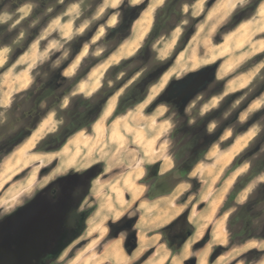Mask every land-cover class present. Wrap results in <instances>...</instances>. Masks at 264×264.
<instances>
[{
	"label": "rangeland",
	"instance_id": "374dc122",
	"mask_svg": "<svg viewBox=\"0 0 264 264\" xmlns=\"http://www.w3.org/2000/svg\"><path fill=\"white\" fill-rule=\"evenodd\" d=\"M131 1L0 0V223L7 213L15 212L13 207L37 192V264H160L166 252L168 259L163 264H264V237L241 241L242 236L232 235L239 223L232 231L227 228L238 205L264 184V169L236 195L234 206L221 212L226 227L223 234L228 236L225 245H208L196 258L198 262L191 257L182 259L189 256L191 248L204 245L203 241L191 243L194 228L190 220L195 221V217L190 207H198L202 198H223L222 208L239 177L253 165L264 164V0L245 11L239 10L251 0H180L182 15L173 19V28L159 33L141 52L156 11L166 0ZM134 5L143 10L131 21L138 12L130 9ZM236 13L237 19H233ZM244 15L247 17L238 21ZM114 27L120 35L108 42L105 39ZM191 27L193 33L189 35ZM128 58L133 60L114 74L110 67ZM159 60L169 62V67L148 89L144 104L135 107L151 113L160 104L158 114L166 122L149 127L145 137L162 132L158 148L166 153L169 170L175 165L171 152L186 142L191 126L196 133L202 128L208 132L209 147L189 177L170 192V199L151 203L161 212L165 208L180 210L169 225L154 230L162 251L147 249L130 259L126 252L132 254L137 245L134 219L118 220L112 203L115 197L120 202L113 184L124 182L123 163L141 154V150L132 149L134 144L142 146L136 133L133 137L125 134L122 140L107 139L104 135L109 129L105 127L112 116L104 121L105 131L99 136H88L93 133L91 124L77 132L85 139L60 153L59 149L77 133L57 150L35 149L42 138L58 128L55 111H47L22 141L20 129L25 124V111L34 103L28 91L37 86L38 79L46 80L53 74L59 82L63 76L82 74L62 99L64 107L73 96L91 97L104 83L112 86L123 79V86L103 107L113 102L115 109L125 89L158 66ZM42 123L47 130L39 133ZM148 165H144L145 173L139 180L147 191ZM53 188L59 200L74 195L69 199L71 208H52L56 203L50 199ZM263 206L264 201L255 211H264ZM204 215L207 223L214 220L210 212ZM109 218L114 221H107ZM252 224V233L263 235L264 212ZM121 230L120 238L124 231L127 238L123 249L120 239L111 240ZM185 242L186 251L180 255ZM47 254L57 257L44 263Z\"/></svg>",
	"mask_w": 264,
	"mask_h": 264
},
{
	"label": "trees",
	"instance_id": "16d2710c",
	"mask_svg": "<svg viewBox=\"0 0 264 264\" xmlns=\"http://www.w3.org/2000/svg\"><path fill=\"white\" fill-rule=\"evenodd\" d=\"M261 1L262 0H251L239 11H245L249 8L255 9ZM179 2L180 0H166L164 4L157 9L153 28L140 52L143 51L145 47L150 46L152 40L156 38L159 33H165L173 28V19H178V17L182 15V10L181 8L179 9L178 6ZM184 3L186 2H181V4ZM129 7L132 10H138L131 19V21H134L138 17L140 11L143 10V7L140 5ZM236 15L237 13L233 15V19H237ZM246 17L247 15H244L242 18H239L238 21H241ZM115 28L118 27L111 29L110 35L105 39L106 41L109 42L115 38V35H120ZM111 33H114L113 37L111 36ZM128 33L129 30L124 36L117 40L115 46L109 50V52L113 51ZM192 33L193 28L191 27L189 35ZM177 50H180V48ZM131 60H133V58L123 59L119 64L113 65L110 68L114 71L113 73L116 74L122 71L123 67ZM168 67L169 62L165 63V61L159 60L158 66H153L148 72L132 82V84H130L119 96L116 107L113 111V118L126 113L137 104L143 102L147 96L148 89ZM81 78L82 74H77L73 78L63 76L60 78V81L57 82L55 75L52 74L46 80H37V86L28 91L29 96L34 97V103L24 113L25 124L22 125L20 129V131L23 132L20 141L24 140L31 134V131L42 120L47 111L53 110L56 112L57 119L59 120V126L54 132H50L42 138L37 143L35 149L37 151L46 152L57 150L69 139V137L73 136L80 130L89 128L101 115L106 101L123 86V79L118 80L116 84H113L112 86H107L106 82L93 96H73L70 103L64 107L62 105V99L71 92L73 86L77 84ZM194 129L195 126L188 128L191 132H189L190 136L187 138L186 142L182 143L176 148V150L171 152L175 163L172 169L160 174L158 173L157 163L147 166L148 178L146 181H148L149 184L147 191V197L149 199L170 193L176 185L189 177V173L194 165L202 159L204 153L209 147L207 146V143L209 142V134L204 128L200 129L202 131H198L197 133L193 131ZM176 133L177 132H175V134ZM186 135L187 133L183 134L178 140L183 139ZM211 140H213V138H211ZM263 169V163L262 165L255 164L247 173L241 175L232 190L229 192L220 211L224 212L234 206L233 204L235 203L234 200L236 195L252 178L263 171ZM263 201L264 184H261L251 198H249L244 204L238 205L236 211L230 216L227 224L229 231H232L231 229L235 223L240 224V227L237 230L232 231V235L242 236L243 239L241 241H244L249 237H264V234L256 236L252 233L255 231V229L253 230L252 228L253 219L259 217L261 212H264L261 210L259 213V211H255V208ZM262 208H264V206ZM262 232L264 233V226Z\"/></svg>",
	"mask_w": 264,
	"mask_h": 264
},
{
	"label": "crops",
	"instance_id": "0c3cea01",
	"mask_svg": "<svg viewBox=\"0 0 264 264\" xmlns=\"http://www.w3.org/2000/svg\"><path fill=\"white\" fill-rule=\"evenodd\" d=\"M123 45L124 48L122 49L126 52L127 44L124 43ZM127 52H129V50H127ZM221 68L222 66L220 65L217 69V72H219ZM142 104H144V102L139 105ZM107 106L109 108H107ZM107 106L104 108L101 117L93 123L92 125L93 133L92 135H88L89 137L96 138L97 136H99L100 133H103L104 130L103 123L107 118L112 117V113L115 105L114 103L110 102L107 104ZM161 106L162 105L160 104L157 105V107L154 108L153 112L151 113L150 112L145 113L143 108L137 106L133 110H129L125 114H121L112 118L109 122L110 125L105 127V130L109 129L108 132L105 133L104 135L107 139L112 140L117 138L118 140H122L121 138L122 136H126L128 134L130 137H133V133H136L137 140L140 141L142 144L141 147H139L136 144H134V146L132 147V149L139 151L141 150L140 152L141 154L132 155L133 156L132 159L127 160L126 162L123 163L126 166L123 170L125 172L123 184L122 185L113 184V189L115 188L114 192L116 194H119V200H120L118 204L117 200H115L116 197L114 195L115 199L112 204H113V208H115L114 213L117 214L116 216H120L118 220L127 219L131 217L132 219H134L133 229L135 230L137 245H136V249L132 251L133 255L131 253L126 252V254H128V257L130 259L137 258L147 249L152 250L153 253H156L159 250L162 251L161 244L158 242V239H160L159 235L157 232H154V230L159 229L163 225H167L171 223L173 219H175L180 214L179 208H165L161 212V208H155V206H151L152 202H158L162 199H170L169 197L171 193L166 195H161L153 200H150L146 197L147 188L145 184L139 181L141 180V178L145 173V168H144L145 164H152L158 162L160 173H164L169 170V167L166 165V163H168L166 162L167 157L164 156L166 153H164V151L163 154L160 153L161 150L158 148V145L160 143L159 138L162 132L157 131L158 134H154V136L151 135L152 137L149 136L145 137L146 135H148L147 132H149L148 131L149 127L158 126L166 122L165 120H162L161 117L159 116L160 114H158V111H160L159 109H161ZM155 123H160V124H155ZM37 130H40L39 133H42L43 131L47 130L46 124L42 123V125H40ZM85 138L86 136L79 135V133L75 134L73 137L69 139V141H67L65 145H63L60 148L61 150L59 149V152L61 153L63 149L64 151L69 149V147L74 145V143H77V141ZM142 139H144L143 143H142ZM240 144L241 143H238L235 146V148H237L238 145ZM91 165L86 166V168H88ZM164 165H166L167 167L166 166L164 167ZM222 201L223 198L219 200L216 199L205 200L204 198H202L199 199L198 207L194 208L193 205L190 207L191 215H194L195 217V221L190 220V223L194 228L193 234L191 235L193 237L191 243L194 244L196 242L203 240L204 238H206V241L204 245L201 247H198L196 249L191 248L189 252V256H183L182 259H187L189 257L196 259L200 254L204 253V251L207 250L208 245L211 244L212 246H223L228 241V236L227 235L225 236L223 234L226 227L223 223L224 222L222 218L223 215L221 214L220 211ZM205 212H210V214H213L214 220L212 221L211 219L207 223L208 220H206V217H204ZM160 214H163V216L161 217ZM109 220L114 221L112 218H109L107 221ZM122 232L123 230L119 231L118 232L119 235L116 238L111 239V240L120 239L119 245L121 246V248L124 246V243L126 241L125 231H124V236L120 238ZM186 244L188 243L185 242L180 255H182V253L186 251L185 250ZM167 253L168 252H166L165 254V259H168L166 258ZM165 259L160 264H163ZM198 261L199 259L198 260L196 259V262ZM153 264H159V263L155 261Z\"/></svg>",
	"mask_w": 264,
	"mask_h": 264
},
{
	"label": "flooded vegetation",
	"instance_id": "af4514ba",
	"mask_svg": "<svg viewBox=\"0 0 264 264\" xmlns=\"http://www.w3.org/2000/svg\"><path fill=\"white\" fill-rule=\"evenodd\" d=\"M50 193L51 201L56 202L52 208H71L69 199L73 200L74 195L59 200L56 188ZM13 208H17L15 212L7 213L0 223V264H37V192ZM201 241L204 244L206 238ZM56 257L57 254L54 258L47 254L43 261L47 263Z\"/></svg>",
	"mask_w": 264,
	"mask_h": 264
},
{
	"label": "bare ground",
	"instance_id": "6f19581e",
	"mask_svg": "<svg viewBox=\"0 0 264 264\" xmlns=\"http://www.w3.org/2000/svg\"><path fill=\"white\" fill-rule=\"evenodd\" d=\"M112 103H113V102H112ZM106 106H107V105H106ZM107 108H109V107L107 106ZM110 110H111V109H110ZM104 113H105V112H104ZM115 130H116V129H115ZM94 219H95V218H94ZM141 239H142V238H141ZM115 243H116V242H114V244H115ZM144 245H145V244H144ZM144 245H143V246H144ZM118 246H119V245H117V247H118ZM143 246H142V247H143ZM118 252H119V251H118ZM120 255H121V254H120Z\"/></svg>",
	"mask_w": 264,
	"mask_h": 264
}]
</instances>
